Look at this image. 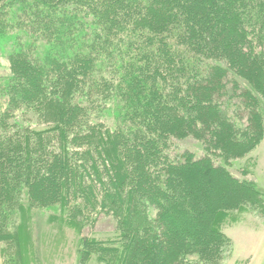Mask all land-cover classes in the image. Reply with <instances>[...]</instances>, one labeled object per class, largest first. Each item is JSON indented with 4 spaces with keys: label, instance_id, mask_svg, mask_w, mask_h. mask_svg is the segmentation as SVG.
<instances>
[{
    "label": "trees",
    "instance_id": "1",
    "mask_svg": "<svg viewBox=\"0 0 264 264\" xmlns=\"http://www.w3.org/2000/svg\"><path fill=\"white\" fill-rule=\"evenodd\" d=\"M5 33L0 241L18 243L24 196L115 219L79 264H217L230 212L264 215L251 171L230 169L264 139V0H0ZM27 112L46 125H18ZM189 137L204 154L172 155Z\"/></svg>",
    "mask_w": 264,
    "mask_h": 264
},
{
    "label": "rangeland",
    "instance_id": "2",
    "mask_svg": "<svg viewBox=\"0 0 264 264\" xmlns=\"http://www.w3.org/2000/svg\"><path fill=\"white\" fill-rule=\"evenodd\" d=\"M10 45L8 33L0 35V77L11 72L7 57ZM36 113L16 114V123L23 127L31 125L33 128H41L48 120ZM13 131L14 134L18 131L23 134L19 128ZM186 150L195 153L196 157L204 154L201 142L192 137L175 140L171 154L181 155ZM243 167L251 171L248 176L264 192V139L249 155L233 160L230 165L231 171L237 176H242L240 169ZM20 205L22 208L17 207L11 218L19 241L16 245L0 241V264H9L7 260H11L12 256H15V264H79L83 247L80 240L83 236L106 240L118 233L117 222L111 216L97 215L95 222L88 225L79 223L84 213L69 217L68 211L61 208V204L41 207L30 204L23 196ZM148 212L151 217H155V210L148 209ZM223 230L231 238V245L217 264H264V215L248 208L230 212L223 223ZM193 260L198 259L193 257ZM89 264L102 263L93 258Z\"/></svg>",
    "mask_w": 264,
    "mask_h": 264
}]
</instances>
